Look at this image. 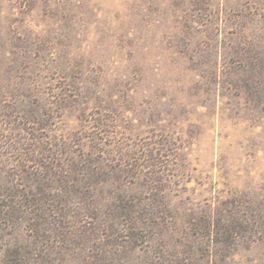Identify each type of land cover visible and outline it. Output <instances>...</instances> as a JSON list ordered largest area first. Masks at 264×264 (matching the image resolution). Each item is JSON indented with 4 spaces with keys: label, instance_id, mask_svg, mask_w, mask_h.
Instances as JSON below:
<instances>
[{
    "label": "rangeland",
    "instance_id": "1",
    "mask_svg": "<svg viewBox=\"0 0 264 264\" xmlns=\"http://www.w3.org/2000/svg\"><path fill=\"white\" fill-rule=\"evenodd\" d=\"M0 264H264V0H0Z\"/></svg>",
    "mask_w": 264,
    "mask_h": 264
}]
</instances>
